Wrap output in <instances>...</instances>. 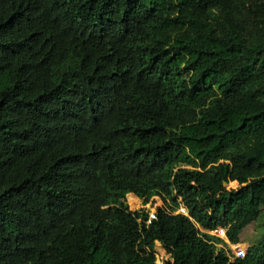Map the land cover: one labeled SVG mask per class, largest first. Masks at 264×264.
I'll return each instance as SVG.
<instances>
[{
	"label": "trees",
	"instance_id": "16d2710c",
	"mask_svg": "<svg viewBox=\"0 0 264 264\" xmlns=\"http://www.w3.org/2000/svg\"><path fill=\"white\" fill-rule=\"evenodd\" d=\"M261 218L264 0H0V264H264L200 229Z\"/></svg>",
	"mask_w": 264,
	"mask_h": 264
},
{
	"label": "rangeland",
	"instance_id": "374dc122",
	"mask_svg": "<svg viewBox=\"0 0 264 264\" xmlns=\"http://www.w3.org/2000/svg\"><path fill=\"white\" fill-rule=\"evenodd\" d=\"M239 185L237 184V182H229L227 184H225V187L227 189H236ZM130 194L127 195V203L129 205V209L132 213V215L134 216H137L143 206H141V201H140V207L139 208H133L131 207L129 201H128V197H129ZM133 195V194H132ZM162 205V202L160 200L157 199V197L154 198V201L152 202V204L149 206V211H156V207L157 206H161ZM264 218H261L259 219L258 221L256 222H253L249 225H247L241 232V238L243 239L242 240V244L245 246V247H248L250 244L252 243H255L256 240H258V238L260 237L261 233L264 231ZM217 246H221L220 244H218ZM155 254L157 256V259L160 261V264L163 263V261L165 259L168 258V254L165 253V250L162 248V246L160 245L159 242H156L155 243ZM157 259H156V262H157Z\"/></svg>",
	"mask_w": 264,
	"mask_h": 264
},
{
	"label": "built area",
	"instance_id": "2783aa9c",
	"mask_svg": "<svg viewBox=\"0 0 264 264\" xmlns=\"http://www.w3.org/2000/svg\"><path fill=\"white\" fill-rule=\"evenodd\" d=\"M178 211L183 213L184 215H188L187 210L183 205L179 206ZM153 218H155V214H154V211H151L149 213L148 222H150L151 219H153ZM208 232L215 235V236L220 237L223 241H225L227 248H226V245H224V244H220V245L227 252V255H228V258L230 261H233L236 258H242L245 256L246 247L244 245L240 244L239 242L230 241L226 235V229L224 227L217 226L215 229L209 230ZM156 258H157V256H156ZM156 263L160 264V261L157 259Z\"/></svg>",
	"mask_w": 264,
	"mask_h": 264
},
{
	"label": "clouds",
	"instance_id": "9594fccd",
	"mask_svg": "<svg viewBox=\"0 0 264 264\" xmlns=\"http://www.w3.org/2000/svg\"><path fill=\"white\" fill-rule=\"evenodd\" d=\"M229 182H231V181H229ZM229 182H225V183H224V186H225V184H227V183H229ZM234 182H236V181H234ZM237 184H238V183H237ZM226 189H227V188H226ZM128 194H132V193H128ZM128 194H127V195H128ZM127 195H126V198H127ZM133 196H134V197H137V198L141 201V204H142L141 206L147 208L148 211H149V209H150L149 206H150V205L152 204V202L154 201V198L157 197V196H154V197L152 198L151 201H149V202L146 203V204H143L142 200H141L138 196H136V195H134V194H133ZM157 199L160 200L159 197H157ZM160 201L162 202V200H160ZM180 205H183V204L180 203L179 206H180ZM161 206H162V205H161ZM179 206H178V208H177V210H176L175 212L184 215L183 213H181V212L178 211ZM183 206L185 207V205H183ZM158 207H159V206L156 207V211L153 210V211H154V214H155V217H156V213H157V209H158ZM185 208H186V207H185ZM186 210H187V208H186ZM149 213H150V211L148 212V217H149ZM187 213H188V210H187ZM184 216L190 217L189 214H188V215H184ZM148 217H147V219H146V222H147V223H150L151 221L148 222ZM151 220H152V219H151ZM200 229H201L202 231H206V232L209 231V230L203 229V228H201V227H200ZM224 243H225V241H224ZM239 243L242 244L241 242H239ZM219 244H221V243H219ZM222 244H223V243H222ZM225 244H226V243H225ZM242 245H243V244H242ZM218 247H221V246H218ZM226 248H227V246H226ZM247 248H248V247H246V251H247ZM223 249H224V248H223ZM224 250H225V249H224ZM225 252H226V251H225ZM226 254H227V252H226ZM245 255H246V254H245ZM227 257H228V255H227ZM242 258H243V257H242ZM156 259H157V258H156ZM228 259H229V258H228ZM236 259H237V258H236ZM234 260H235V259H234Z\"/></svg>",
	"mask_w": 264,
	"mask_h": 264
}]
</instances>
